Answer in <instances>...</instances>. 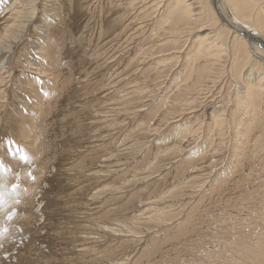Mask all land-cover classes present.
Segmentation results:
<instances>
[{"label": "rangeland", "instance_id": "374dc122", "mask_svg": "<svg viewBox=\"0 0 264 264\" xmlns=\"http://www.w3.org/2000/svg\"><path fill=\"white\" fill-rule=\"evenodd\" d=\"M171 1L0 0V264H264V66Z\"/></svg>", "mask_w": 264, "mask_h": 264}, {"label": "bare ground", "instance_id": "6f19581e", "mask_svg": "<svg viewBox=\"0 0 264 264\" xmlns=\"http://www.w3.org/2000/svg\"><path fill=\"white\" fill-rule=\"evenodd\" d=\"M23 0H12V4L13 2L16 3V2H22ZM34 1V0H33ZM191 2H188L187 3V0H172L171 3L169 4V6L171 7L172 11L174 13H181V15H183V17H189L191 15H197L198 16H201V8H202V5H203V2L204 0H189ZM207 2V0H205ZM213 1V4H210L211 7L209 9H212V11H210L213 15L217 16V22L220 21L221 25H222V33L219 32V34H215L214 33L209 36L208 33H205V34H202L200 36H198L197 40H196V43L194 45V48L195 50L197 51L199 49V47L202 45V43H204L205 40H208V39H213L214 40H217L218 37L220 35H222V37H226L228 36L229 34H231V38H230V43L234 46H236L237 48V55H241V56H245L247 57L249 54L251 55H254L255 57H258L261 59V63H262V66H264V0H211ZM2 2H4V0H2ZM32 2V0H31ZM170 2V0H169ZM197 3H202V5L200 6L201 8H199L197 12H195L197 9H195V7H197L198 5H196ZM18 3H16L17 5ZM21 4V3H20ZM32 4V3H31ZM166 4V3H165ZM209 4V3H208ZM224 4V6H223ZM193 5V6H192ZM196 5V6H194ZM13 6V5H12ZM27 6V5H26ZM25 6V7H26ZM30 6V5H29ZM35 6V3L33 4V7ZM24 7V6H23ZM24 7V9H25ZM28 7V6H27ZM32 7V6H31ZM169 7V8H170ZM224 7L227 9V12L225 13L223 11ZM12 8V7H11ZM29 8V7H28ZM169 8H168V11H169ZM198 8V7H197ZM35 9V8H34ZM27 11V9H25ZM32 10V9H31ZM203 10H204V7H203ZM25 11V12H26ZM171 11V10H170ZM180 11V12H179ZM22 12V11H21ZM24 12V11H23ZM215 12V13H214ZM171 13V12H170ZM26 14V13H25ZM29 15V14H27ZM26 15V16H27ZM172 15V14H171ZM180 15V16H181ZM26 16H23V19H21L20 23L17 25L19 28V30H23L25 29V19H26ZM178 16V15H177ZM176 16V17H177ZM167 17V16H166ZM165 17V18H166ZM179 17V16H178ZM201 18V17H199ZM203 18V17H202ZM163 19V18H162ZM196 19V18H195ZM160 21V20H159ZM218 25V24H217ZM17 28V27H15ZM219 31V30H218ZM221 31V29H220ZM260 32V33H259ZM222 37H219V38H222ZM224 37V38H225ZM4 38V37H3ZM7 40V39H6ZM213 43H216V42H213ZM212 45V44H211ZM216 44H213L211 47H207L206 46V52L207 51H211L212 53H217V50L220 49L218 46L220 44H218V46H215ZM222 45V44H221ZM217 47L218 49H216L215 47ZM223 47V45H222ZM202 48V47H201ZM249 50H248V49ZM5 49V48H4ZM194 50V51H195ZM235 50V49H234ZM195 51V52H196ZM205 51V50H204ZM219 51V50H218ZM201 52V51H200ZM220 52V51H219ZM192 53V52H191ZM229 53V52H228ZM211 54V53H210ZM194 55V54H193ZM199 56V55H198ZM250 57V56H249ZM219 58V57H218ZM240 58V57H239ZM237 58L236 60H239ZM3 59H6L3 58ZM2 59V60H3ZM1 60V62H2ZM235 60V61H236ZM242 60V59H241ZM249 60V59H248ZM6 61V60H5ZM193 61V60H192ZM258 61V60H257ZM238 62H235L234 63V68H235V72L234 73H238L239 72V68L241 65H239ZM243 61H241V64ZM193 63V62H192ZM253 63V62H252ZM39 64V63H38ZM190 64V63H188ZM259 64V63H258ZM261 65V64H260ZM193 66V65H192ZM200 67V66H199ZM198 67V68H199ZM259 67V66H258ZM204 68V67H203ZM202 68V69H203ZM200 69V68H199ZM190 70V69H189ZM238 71V72H237ZM258 71V70H257ZM262 71V70H261ZM260 71V72H261ZM200 73V72H199ZM259 73V72H258ZM262 75V74H261ZM246 77L248 76L245 75ZM250 76V74H249ZM252 77V76H251ZM255 77V75H254ZM245 78V77H244ZM250 78V77H249ZM256 78V77H255ZM247 79V78H246ZM252 79V78H250ZM45 85V84H44ZM243 86V85H242ZM242 89V88H241ZM241 91V90H240ZM239 92V91H238ZM264 92V76H259L258 79L256 78L255 80H246V83L244 85V91L241 92V95H238L239 99L238 100V104L240 105V107H243L244 114H247L248 118L250 115H248L249 113L251 114L252 112L256 111L255 109H257L258 107V99H260L262 97V93ZM239 94V93H238ZM45 96V95H43ZM40 97V96H39ZM237 97V98H238ZM264 97V96H263ZM262 97V98H263ZM260 100H263V99H260ZM262 102V101H261ZM237 104V103H236ZM260 106V105H259ZM262 106V105H261ZM260 106V108H261ZM239 107V106H238ZM257 107V108H256ZM30 108V107H29ZM259 108V109H260ZM263 108V107H262ZM261 108V109H262ZM242 109V108H241ZM241 109H239L238 111H240ZM34 112V111H32ZM219 112V111H218ZM256 113V112H255ZM255 113L253 114L254 117L255 116ZM263 113V112H262ZM262 113H260L259 115H261ZM237 114V113H236ZM234 113V115H236ZM218 115V114H217ZM232 115V114H231ZM241 115V114H240ZM237 116V115H236ZM252 117V116H250ZM262 117V116H261ZM239 118V116H238ZM246 119L245 120V116L243 117L244 120H242L240 122V127H241V124L242 125H246L248 127L249 125V122L250 120L249 119ZM258 118V117H257ZM260 118V117H259ZM264 118V117H263ZM214 119V117L212 118V120ZM27 120V118H26ZM241 120V119H240ZM255 120V119H254ZM257 120V119H256ZM262 120V119H261ZM238 121V119H237ZM236 121V122H237ZM260 121V119H259ZM218 122V121H217ZM252 122V121H251ZM262 122V121H261ZM169 123V122H168ZM24 124V123H23ZM192 124V123H191ZM222 124V123H221ZM251 124V123H250ZM263 124V123H262ZM252 126V125H251ZM247 127L245 128L247 130ZM27 128V127H26ZM182 128V127H180ZM237 128V127H236ZM239 128V127H238ZM33 129V128H32ZM241 129V128H239ZM249 130V129H248ZM27 131V130H26ZM239 131V130H238ZM245 132V130H240L241 132V136H242V132ZM243 132V133H244ZM190 133V132H189ZM240 134V133H239ZM29 135V134H28ZM202 135V134H201ZM189 137V136H188ZM158 139V138H157ZM181 139V138H180ZM255 139V138H254ZM253 139V140H254ZM29 143V142H28ZM252 144V143H251ZM196 145V144H195ZM30 150V148H29ZM32 150L34 149H31V151H27V154H30L28 155V159H29V162L34 161V159H36L35 155L32 153ZM23 151V149H22ZM175 151V150H174ZM21 152V151H20ZM171 152V151H170ZM25 153V151H24ZM235 153V152H234ZM3 156V155H2ZM26 156V154H25ZM24 156V157H25ZM17 159V158H16ZM183 159V158H182ZM3 160V159H2ZM15 160V158H14ZM28 161V160H27ZM179 161V160H178ZM35 162V161H34ZM7 164V163H6ZM11 164V162H10ZM31 164V163H30ZM225 164V163H224ZM228 165V164H227ZM3 166V165H2ZM1 166V167H2ZM8 166V165H7ZM32 167V164L30 165ZM15 167V166H14ZM9 168V167H8ZM32 169V168H31ZM34 169V168H33ZM3 170V169H2ZM14 170V169H13ZM13 170H12V173H13ZM5 171V169L3 170ZM10 171V170H9ZM25 171V170H24ZM32 171V170H31ZM229 171V169H228ZM6 173V172H5ZM17 174V173H16ZM25 174V172H24ZM35 174V173H34ZM7 175V174H6ZM6 175H4L6 177ZM27 176V175H26ZM16 177V176H14ZM91 177V176H90ZM93 177V176H92ZM11 179H12V176H11ZM57 179V178H56ZM4 180V179H3ZM30 180V179H29ZM7 182V181H6ZM10 181H8L9 183ZM13 182V181H12ZM6 184V183H5ZM207 184V183H206ZM9 185V184H8ZM33 186V185H32ZM3 187L5 188V185H3ZM7 187V185H6ZM10 187V186H9ZM22 187V186H21ZM26 187V186H25ZM2 188V187H1ZM30 188H31V185H30ZM9 189V188H8ZM19 189V188H18ZM17 189V190H18ZM26 189V188H25ZM28 189V188H27ZM32 189V188H31ZM1 190V189H0ZM7 190V189H5ZM16 190V189H15ZM20 190V189H19ZM4 191V190H3ZM30 191V190H29ZM29 191H26L29 193ZM8 192V190H7ZM24 192V191H23ZM24 192V193H26ZM21 193V191H20ZM19 193V195L15 192H12L11 196H9V194H6V193H2V195L0 196V199H4L6 197V199H2L4 201V203H2V200H0L1 204H0V250H1V247L4 246L6 244V238L8 237L9 233L8 231L10 230V228L12 227H7L9 230H6L4 228H2V224H3V218L6 216L4 213L5 212H11V209H7L4 213L2 212L3 209H6V207L8 205L6 204H10L12 203V205L16 202H12V200H10V198H13L15 196V194H17V196H21ZM27 194V193H26ZM31 194V193H30ZM16 197V196H15ZM30 197V196H29ZM26 198V195L25 197L23 198V200L21 201V207L23 208L24 205L29 201H33V199L31 200V198L29 199ZM14 200V199H13ZM17 205H20V201ZM27 205V204H26ZM182 205V204H181ZM16 207V205H15ZM18 208V207H17ZM19 210V208H18ZM13 211V210H12ZM160 212V211H159ZM167 212V211H166ZM18 211L17 210H14V213L13 214H17ZM5 215V216H4ZM9 215V214H8ZM7 215V216H8ZM161 215V214H160ZM28 217V216H27ZM180 218V217H179ZM7 219V218H6ZM17 219V218H16ZM22 220V219H21ZM7 221V220H6ZM20 221V219L18 220ZM176 221V220H175ZM15 222V220H13V223ZM12 223V222H11ZM171 223V222H170ZM10 224V223H9ZM18 227V226H17ZM13 229V227H12ZM11 229V231H12ZM15 230V229H14ZM20 233V232H18ZM162 234V233H161ZM11 235V234H10ZM9 235V236H10ZM12 236V235H11ZM13 237V236H12ZM11 237V238H12ZM15 237V236H14ZM127 237V236H126ZM8 239V238H7ZM10 239V238H9ZM8 239V240H9ZM16 239V238H15ZM11 240H9L10 242ZM32 241V240H31ZM13 242H14V239H13ZM10 244V243H9ZM7 245H8V242H7ZM5 245V246H7ZM10 246V245H9ZM3 248V247H2ZM8 248V247H7ZM4 251V249H2ZM264 251V250H263ZM1 253V252H0ZM252 253V252H251ZM250 254V253H249ZM253 254V253H252ZM257 255V253H255ZM262 254V253H261ZM18 256V255H17ZM22 256V255H21ZM261 258L263 259V255H260ZM257 258V257H256ZM259 257V260L261 262V259ZM126 259V258H125ZM254 260V259H253ZM256 260V261H257ZM255 261V260H254ZM257 261V262H258ZM251 262V260H250ZM255 262V263H257ZM259 262V263H260ZM264 262V261H263ZM262 263V262H261Z\"/></svg>", "mask_w": 264, "mask_h": 264}, {"label": "snow or ice", "instance_id": "6c2138e0", "mask_svg": "<svg viewBox=\"0 0 264 264\" xmlns=\"http://www.w3.org/2000/svg\"><path fill=\"white\" fill-rule=\"evenodd\" d=\"M22 158L26 159V157H22Z\"/></svg>", "mask_w": 264, "mask_h": 264}]
</instances>
